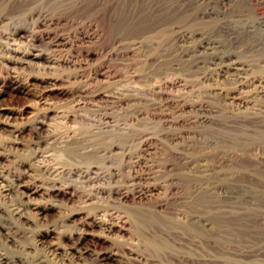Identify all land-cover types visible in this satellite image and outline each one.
Masks as SVG:
<instances>
[{"label": "rangeland", "instance_id": "rangeland-1", "mask_svg": "<svg viewBox=\"0 0 264 264\" xmlns=\"http://www.w3.org/2000/svg\"><path fill=\"white\" fill-rule=\"evenodd\" d=\"M13 1L0 0V22L8 17L0 23V93L5 106L24 110L19 122L28 126L0 164V224L12 238L0 235L2 252L17 264H102L110 253L113 264H196L177 261L175 253L195 257L199 250L232 264H264L236 255L264 249V0ZM178 28L188 36L179 38ZM208 38L216 44L206 45ZM28 49L43 54L33 66L12 53ZM228 54L249 67L241 85L221 65ZM45 115L49 126L36 133L30 122ZM107 124L137 128L125 155L90 173L97 160L63 152L75 133ZM19 178L40 186L38 193L21 197ZM151 182L162 191L134 199ZM195 185L202 195L195 196ZM51 186L68 196L51 197ZM38 204L52 207L47 217L34 213ZM199 211L213 232L184 226ZM74 212L80 214L67 221ZM88 217L124 232L78 243L74 234Z\"/></svg>", "mask_w": 264, "mask_h": 264}, {"label": "bare ground", "instance_id": "bare-ground-1", "mask_svg": "<svg viewBox=\"0 0 264 264\" xmlns=\"http://www.w3.org/2000/svg\"><path fill=\"white\" fill-rule=\"evenodd\" d=\"M48 1H53V0H14L13 3H17V4H43L46 3ZM64 1L67 2V4H69V2L71 0H61V2L64 3ZM76 2V1H75ZM80 2V1H79ZM8 3V2H5ZM78 3V2H77ZM55 4V3H53ZM57 4V3H56ZM9 5V4H7ZM72 5V4H71ZM78 5V4H77ZM13 6V5H12ZM11 6V7H12ZM76 6V5H75ZM79 6V5H78ZM18 7V6H17ZM26 7V6H25ZM77 7V6H76ZM37 8V7H36ZM25 10V9H24ZM23 11V10H22ZM43 11V10H42ZM28 12V11H27ZM207 12V11H206ZM209 12V11H208ZM40 13V12H39ZM210 13V12H209ZM37 14V13H36ZM198 14V13H197ZM29 15H32L31 13ZM45 15V14H44ZM48 15V13H47ZM43 16L44 17V22H54V19L49 16ZM209 18V17H208ZM8 19L7 16H4L1 19V22H5ZM201 19V17H200ZM203 21V20H202ZM0 22V23H1ZM54 24V23H53ZM42 25V24H41ZM56 25V24H55ZM9 26V25H8ZM49 26V25H48ZM59 26V25H57ZM91 26V25H90ZM188 27V25H186ZM175 27V26H174ZM176 28V27H175ZM186 30V29H185ZM183 28H178L177 29V36L179 38H183L185 37L188 33L187 31H185ZM23 32L17 31L16 34H22ZM176 33V32H174ZM202 32H195L194 34L197 35H204ZM28 34V33H27ZM15 36V35H14ZM176 36V38H177ZM188 36V35H187ZM38 35H36V38L38 39ZM43 37V36H41ZM48 37V36H47ZM195 37V36H194ZM189 38V37H188ZM44 39V38H43ZM178 39V38H177ZM180 40V39H179ZM54 41V40H53ZM57 41V40H56ZM205 41V40H204ZM63 42V41H62ZM60 43V42H59ZM206 45H215L213 43V41H211V39H206ZM40 47V46H39ZM19 50V49H18ZM13 56L15 55V60L20 63V64H24L26 66H30L34 64V62H37L39 59H41L43 57V54L40 51H35V50H29L28 51H14L12 50ZM230 54V53H229ZM228 54V55H229ZM227 55V54H226ZM13 58V57H12ZM11 58V59H12ZM14 59V58H13ZM237 59V58H236ZM239 60V59H238ZM220 61L222 62L221 65H223V67L227 68V70L233 71L237 74L238 76V83H240V85L244 82V80L246 79V77L244 78L242 76V74L244 72H248L249 67L247 65L241 64L237 61H235L232 57V55L229 56H225L223 58L220 59ZM219 68V67H218ZM223 69V68H222ZM223 72V71H222ZM137 75V74H135ZM149 73H146V77H149ZM225 75V74H224ZM232 75V74H231ZM234 76V75H233ZM236 76V77H237ZM142 77V75H141ZM249 79V78H248ZM264 83V82H263ZM162 84V83H161ZM262 84V83H261ZM239 86V85H238ZM158 86H154V88H156ZM260 87H262L260 85ZM259 88V87H258ZM263 90L260 88V91L263 93L264 95V86L262 87ZM158 89V88H157ZM52 90V89H50ZM54 90V88H53ZM133 90V89H132ZM117 92V91H116ZM120 92V91H119ZM141 92V91H140ZM261 94V93H260ZM108 95V94H107ZM105 96V95H104ZM111 97V96H110ZM126 101V100H125ZM123 102V101H122ZM24 111V110H23ZM23 111H18L12 108H9L7 106H5L2 102V94L0 93V164L5 162L8 159V153H6V151H8V148H18V142L16 141L17 137L20 135H22L24 133V131L27 129V124H23L21 122H19V120H23L24 117V113ZM49 112V111H47ZM46 112V113H47ZM45 113V114H46ZM48 114V113H47ZM48 115L42 116V117H34L30 122L32 124V128H34L36 133L39 132H43L47 129V127L49 125H47L46 119H47ZM108 119V118H107ZM113 123V122H112ZM118 125V124H116ZM116 125L112 126L111 124H107L105 127L102 128H97L95 130H89L87 132H77L73 135V140L71 142H68L66 144H64L63 146H61L63 152H65L66 154L74 157H79L82 160H84L86 163L89 162V160H97L96 162H92V163H88L89 167L88 172L91 173V171L93 169H103L105 167L106 163H111L114 158L119 155H125V153L123 152L124 150H126L128 147H131L133 144V141H135V137L137 135V128H135L134 126H131L129 128H120V127H116ZM150 133L146 132L143 133L142 136H147ZM115 137H123L125 138V142L123 144V146L121 145V143L116 142L114 140ZM141 138V135H140ZM142 139V138H141ZM150 139V138H149ZM177 140V139H176ZM139 141V140H138ZM147 141L148 140H144L142 141L141 145L142 147H146L147 146ZM152 141V140H151ZM175 141V140H174ZM67 142V141H66ZM121 142V141H120ZM151 143V142H150ZM149 143V144H150ZM131 145V146H130ZM163 145V144H162ZM122 151V152H120ZM139 151V150H138ZM144 151V150H143ZM148 151V150H147ZM127 152V151H126ZM129 152V151H128ZM151 152V151H150ZM177 154H180V152L178 150H176ZM128 155V154H127ZM130 155V154H129ZM121 157V156H120ZM129 157V156H128ZM124 163V162H123ZM86 165V164H85ZM124 165V164H123ZM110 166V165H109ZM169 166H166V170ZM171 167V166H170ZM119 169V168H118ZM116 170V169H114ZM110 171V170H109ZM115 172V171H114ZM93 173V172H92ZM114 174V173H113ZM119 174V173H118ZM83 175V174H82ZM96 175V173H95ZM195 177H200L197 176V174L195 175ZM140 178V177H139ZM149 178V177H148ZM18 179V178H17ZM115 179V178H114ZM143 180V179H142ZM23 178H19L18 180V190L22 191V194L24 196L21 197H30V195H35L38 193V191L40 190V186L39 187H34L32 184H23ZM28 182V181H27ZM150 182V181H149ZM152 183V182H151ZM37 185V184H36ZM118 188V187H117ZM16 189V190H17ZM64 189V188H63ZM62 188H55L53 186L49 187V189H47V193L54 198H59V197H65L66 195L68 196V192H66L65 190H63ZM163 189L162 184L160 183H152L150 184L145 191H143V193L138 194L137 196L134 197L140 200H143L144 198L148 197V195H157L159 194ZM217 194H224V196H227V198H229V195L227 194L226 190L222 187V186H214V188H212ZM121 190V188H120ZM19 192V191H18ZM114 192V191H113ZM123 192V191H122ZM194 194L195 196H199L202 195L203 189L201 188V185H195L194 186ZM106 193V192H105ZM120 193V192H119ZM121 199L124 202H128L130 199V195L129 194H121ZM201 197V196H200ZM116 198V197H115ZM199 198V197H198ZM148 199V198H147ZM146 199V200H147ZM189 202V201H188ZM28 203V201H27ZM32 204V203H31ZM30 204V205H31ZM42 204V203H41ZM41 204H38L35 206L34 208V213L37 214V216L39 217H47L49 211L51 210L52 207L49 206H42ZM34 205V204H33ZM48 205V204H46ZM55 207V205H53ZM30 207V206H29ZM57 207V206H56ZM91 207V206H90ZM159 207H163V205H159ZM199 210V209H198ZM222 210V209H221ZM180 212V211H179ZM35 214V215H36ZM79 212H74L71 215H69V217L67 218V221H72L73 219L76 218L77 215H79ZM22 216V215H21ZM36 216V217H37ZM24 217V215H23ZM1 218V217H0ZM37 219V218H36ZM109 220V219H108ZM111 221V220H110ZM191 221V222H190ZM113 222V221H112ZM185 222V221H184ZM190 223H185L184 226L185 227H191L194 225H197L203 229H209L210 231H212V224L207 218L204 217V215L202 214L201 211L196 212L194 215H192L190 217L189 220ZM2 224V223H1ZM0 224V235H7V239L9 242H12V238H10V232L7 229V227L2 226ZM215 224V223H214ZM18 225V224H16ZM102 227L104 228V230L106 231L105 234H99V235H94L89 233V229L93 228V227ZM195 227V226H194ZM198 227V228H199ZM218 227V226H217ZM10 229V228H9ZM180 229V228H179ZM217 229V228H216ZM11 230V229H10ZM192 230V229H191ZM198 230V229H197ZM215 230V229H214ZM194 231V230H193ZM201 231V230H200ZM204 231V230H203ZM202 231V232H203ZM123 233L124 229L119 228V226L117 225H113V224H108V223H104V221H98L95 220L93 218H86L83 220V222L80 224V227L77 230V233L73 232L74 237L77 238L78 243H83L86 240H88L90 237L93 238V240H95V242H99V239L103 238L105 240H112V236L114 235V233ZM178 232V231H177ZM176 232V233H177ZM199 232V231H198ZM197 232V233H198ZM213 232V231H212ZM48 233V232H47ZM113 233V234H112ZM175 233V234H176ZM195 233V232H194ZM180 234V233H179ZM203 234V233H202ZM207 234V233H206ZM213 234V233H212ZM220 234V233H219ZM234 235V234H233ZM72 236V235H71ZM185 234L179 235V243L181 245H184V243H187L186 238L184 237ZM194 236V235H193ZM223 236V234H220V238ZM2 237V236H1ZM192 238V237H191ZM201 238V237H200ZM6 239V237H5ZM214 239H218V237L214 238ZM263 239V238H262ZM177 240V239H176ZM220 240V239H219ZM261 240V239H260ZM215 241V240H214ZM119 242V241H118ZM90 243V242H89ZM192 243V241H191ZM206 243V242H205ZM264 243V241H263ZM190 244V243H189ZM207 244V243H206ZM209 244V243H208ZM207 244V245H208ZM200 243H196L194 241L193 246L199 250L200 249ZM229 245V244H228ZM234 245V244H233ZM263 245V244H262ZM212 246V245H211ZM56 247V246H55ZM187 247V246H186ZM202 247V246H201ZM204 247V246H203ZM208 247V246H206ZM214 247V246H213ZM222 248V247H221ZM238 248V247H236ZM234 249V248H233ZM238 254H236L238 257H242L246 260L249 261H254V260H259L260 258H264V249L260 248V249H244V250H239L236 249ZM3 250L0 249V264H17V262L14 261V259H11V257H9V255H7L6 253L2 252ZM107 252V251H106ZM200 250L197 253V256L195 257H187L188 253L185 255L178 253H175V259L177 261H182L185 263H189V262H195L196 264H232L230 263V260H224V259H218V258H207V256L205 257L204 255H202L201 253H199ZM226 252V251H225ZM103 253V252H102ZM115 253V252H114ZM183 253V252H182ZM224 253V252H223ZM101 254V253H100ZM229 254V253H228ZM227 254V255H228ZM232 254V253H231ZM226 255V254H225ZM98 256V255H97ZM116 254L112 255L111 253L109 255L107 254H103L100 257L101 262L105 263V264H113L115 263L116 260ZM238 259V258H237ZM192 260V261H191ZM237 261V260H236ZM235 261V262H236ZM239 261V259H238ZM264 261V259H263ZM118 262V261H117ZM102 263V264H103ZM18 264H26V262H23V260L18 261ZM36 264H53L52 262L48 261V259L45 260H39ZM117 264V263H116ZM191 264V263H190Z\"/></svg>", "mask_w": 264, "mask_h": 264}]
</instances>
